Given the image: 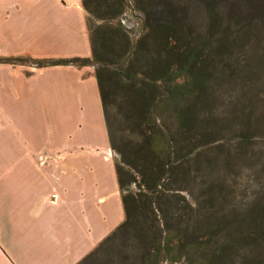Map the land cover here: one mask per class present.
<instances>
[{
	"label": "trees",
	"instance_id": "obj_1",
	"mask_svg": "<svg viewBox=\"0 0 264 264\" xmlns=\"http://www.w3.org/2000/svg\"><path fill=\"white\" fill-rule=\"evenodd\" d=\"M105 2L81 0L87 15L97 14ZM144 2L147 33L142 46L157 57L142 65L143 80L125 68L129 37L120 24L108 21L122 13L121 0L110 13L97 14L96 20L109 24L92 27L86 18L91 59H0L36 68L96 66L110 150L120 158L114 167L124 220L78 264H264L263 159L254 165L261 176L259 189L244 200L234 188V209L229 212L226 207L233 206V199L225 180L204 187L207 199L193 192L197 178L210 166L229 168L233 160L235 166L237 160L264 156V0ZM198 12L204 19L201 27ZM108 65L131 84L137 112L126 114H136L135 123L146 117L153 124L164 119L168 125L139 126L138 136L122 133L103 88V79H110ZM156 84L167 85L168 98L161 111L152 113L159 108L151 93ZM227 138L234 139L233 152L221 145ZM128 168L140 176L136 192L126 189L136 184L134 178L124 179L130 176ZM169 170L172 180L186 187H164Z\"/></svg>",
	"mask_w": 264,
	"mask_h": 264
},
{
	"label": "crops",
	"instance_id": "obj_2",
	"mask_svg": "<svg viewBox=\"0 0 264 264\" xmlns=\"http://www.w3.org/2000/svg\"><path fill=\"white\" fill-rule=\"evenodd\" d=\"M0 58L91 59L81 0H0ZM95 67L0 63V264H78L124 220Z\"/></svg>",
	"mask_w": 264,
	"mask_h": 264
},
{
	"label": "rangeland",
	"instance_id": "obj_3",
	"mask_svg": "<svg viewBox=\"0 0 264 264\" xmlns=\"http://www.w3.org/2000/svg\"><path fill=\"white\" fill-rule=\"evenodd\" d=\"M106 2L102 5L101 10L97 12V14H108L112 11V7H114L117 4V0H105ZM122 2V13L120 16L116 18V20H108L109 23L112 25H121L122 29L125 31L126 35L129 37L131 49L130 52L125 56V68H128L131 73L135 72L137 73L136 78L137 79H144L145 76H143L146 72L145 67H142V65H146V59H152L155 60L157 57L155 53L148 52L147 50L143 49V43L145 41L146 37V28L144 26V20H145V12L143 11L144 6L146 5L144 0H121ZM114 5V6H113ZM97 14L94 13L93 15H87V24L89 26L95 27L96 25H105L109 24L107 21L101 22L100 20H96ZM203 15L198 12L196 16V23L200 27L203 25ZM201 32L204 31V29H200ZM97 48V47H96ZM141 58V60H140ZM1 59V58H0ZM2 63V62H0ZM156 63V62H154ZM34 68H36L34 65H32ZM100 67V66H98ZM110 73V79L104 80L103 79V88L108 94V102H109V110L115 114L117 126L122 133L126 134H132L133 136H138L140 129L151 127L152 125H155L156 127H161L162 125H168L166 121L163 120H156L155 124L152 123L150 119H147L146 117L139 118V121L137 120L136 123L134 122L136 120V114L134 115H127L126 112L133 111L137 112V107L133 105L131 94H133L131 91V84L128 81L127 78L124 76L118 75V73L114 72V67L111 65L106 66ZM181 81V80H180ZM167 85L162 84H156L153 86L151 93H153V96H155L157 102L159 103V108L154 107L151 109L152 113H157L158 111H161L163 109V101H166L168 96L165 95V89ZM162 113V112H161ZM129 116V117H128ZM134 123V124H133ZM139 126L140 129H139ZM163 127V126H162ZM118 130V131H119ZM119 131V133H120ZM121 136V134H120ZM222 141L221 145H223V148H229L232 149L231 152L234 151V139L231 141L228 140ZM140 144V142H138ZM262 143L257 145L256 147H261ZM212 150V148H206L204 151ZM212 152V151H211ZM111 158L114 162H119L120 158L119 156L111 150ZM251 155V154H250ZM264 156H261L259 158H252V161H245V160H237L235 162L234 166V160L231 162V166L229 168H224L221 166L214 168L209 167L206 171L203 172V174L197 178V184L198 186H193V192L194 195H201L202 199H207L205 197L206 191L204 187L209 184H216L220 182L221 180H225L226 186H228L227 191L231 194L230 198L233 199V206L226 207L227 212L231 211V209H234V188L238 190L239 197L242 196V199L246 200L250 197H253L252 195L255 193V190L259 189L258 185V178H260L255 169V164L257 161L261 162ZM135 165V164H134ZM138 165V164H137ZM191 165V164H190ZM192 171L197 170V166L194 164L190 166ZM138 170H140V166H138ZM126 174L130 176H124V179H130L134 178L136 181V184H131L126 187L128 191L136 192L137 190V183L140 182V176L138 173L134 172L132 169H126ZM192 176V175H191ZM163 185L166 188L169 189H176L178 187H186V183H179L175 182L174 179L172 180V177L170 176V170L163 179ZM218 188L222 191L223 188ZM172 194H174L172 192ZM181 195L186 198V200H190L188 196L186 195V192H182ZM241 198V197H240ZM241 199V200H242ZM180 202L183 203V200L180 199ZM228 205V204H226ZM217 208V207H216ZM221 209V207H219ZM180 221V220H179ZM148 224H153L154 222L151 220L147 221ZM125 257V256H123Z\"/></svg>",
	"mask_w": 264,
	"mask_h": 264
}]
</instances>
